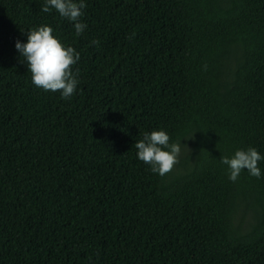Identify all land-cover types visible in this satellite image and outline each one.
Wrapping results in <instances>:
<instances>
[{"label":"trees","instance_id":"obj_1","mask_svg":"<svg viewBox=\"0 0 264 264\" xmlns=\"http://www.w3.org/2000/svg\"><path fill=\"white\" fill-rule=\"evenodd\" d=\"M83 2L77 36L0 0V264H264V159L221 162L264 157V0ZM40 26L80 54L68 99L15 47ZM153 130L191 144L165 176L134 146Z\"/></svg>","mask_w":264,"mask_h":264},{"label":"clouds","instance_id":"obj_2","mask_svg":"<svg viewBox=\"0 0 264 264\" xmlns=\"http://www.w3.org/2000/svg\"><path fill=\"white\" fill-rule=\"evenodd\" d=\"M86 7L83 0H46L43 12L55 9L61 17L75 23L76 35L80 36L86 24L80 23L82 9ZM92 44H99L94 40ZM15 47L27 64L31 81L44 91L60 92L63 99L70 98L79 83V70L73 73V66L80 59V54L71 46H64L54 35L49 26H40L27 33V43L16 42ZM138 159L151 166V171L160 176L169 174L179 162L180 143H170V136L164 130H153L145 133L144 138L135 143ZM264 159L255 148L237 150L229 158L221 157V162L228 166L229 179L235 182L242 170L260 178L258 162Z\"/></svg>","mask_w":264,"mask_h":264},{"label":"rangeland","instance_id":"obj_3","mask_svg":"<svg viewBox=\"0 0 264 264\" xmlns=\"http://www.w3.org/2000/svg\"><path fill=\"white\" fill-rule=\"evenodd\" d=\"M190 145L191 144H189V143H186V145H184V148H181V152H180V155H179V157L182 155V154H184L186 151H188L189 150V148H190ZM178 165V163L176 164V166Z\"/></svg>","mask_w":264,"mask_h":264}]
</instances>
